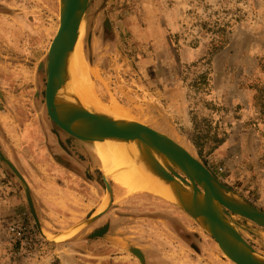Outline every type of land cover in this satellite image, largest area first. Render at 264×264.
<instances>
[{
  "label": "rangeland",
  "instance_id": "1",
  "mask_svg": "<svg viewBox=\"0 0 264 264\" xmlns=\"http://www.w3.org/2000/svg\"><path fill=\"white\" fill-rule=\"evenodd\" d=\"M88 18L82 53L99 72L92 78L99 101L114 99L128 116L170 133L264 212V0H91ZM58 20L59 0H0V150L26 174L48 234L86 222L105 196L98 158L45 113L44 65ZM178 112L189 126L174 118ZM0 170V235L29 219L41 244L32 258L0 242V264H233L181 208L147 193L128 195L111 180L103 215L64 243L47 242L23 186L6 163ZM108 224V234L83 237ZM238 228L264 255L254 232L264 229L243 218Z\"/></svg>",
  "mask_w": 264,
  "mask_h": 264
},
{
  "label": "water",
  "instance_id": "2",
  "mask_svg": "<svg viewBox=\"0 0 264 264\" xmlns=\"http://www.w3.org/2000/svg\"><path fill=\"white\" fill-rule=\"evenodd\" d=\"M90 1L59 0L58 27L48 47L44 65L46 80L43 96L47 118L53 126L75 139L84 150L94 156L93 144L101 135L130 139L139 155L154 169L169 190L181 197L184 202L193 201L195 205L193 211L178 202H169L193 218L213 239L220 253L228 261L233 264H264V255L243 239L238 228V219L243 218L250 224L264 229L263 211L221 183L193 151L179 143L170 133L156 128L149 122H142L128 115L107 113L95 107L100 103L78 86L71 70L73 56L71 49L79 42V28L82 23H84L82 46L85 41ZM156 110L155 107L151 108V111L159 116ZM147 149L167 155L173 161L174 167L156 162ZM0 161L6 163L23 186L32 219L41 237L47 242L58 245L74 238L84 227L103 215L112 202L110 179L108 180L103 172L105 196L102 208L96 210L86 222L61 233L48 234L36 213L25 178L1 150ZM98 211L101 212L97 213ZM107 230L108 226H105L83 237L88 239L101 237ZM254 232L261 238L262 232L258 230ZM131 252L140 263H145V257L139 249L134 248Z\"/></svg>",
  "mask_w": 264,
  "mask_h": 264
},
{
  "label": "bare ground",
  "instance_id": "3",
  "mask_svg": "<svg viewBox=\"0 0 264 264\" xmlns=\"http://www.w3.org/2000/svg\"><path fill=\"white\" fill-rule=\"evenodd\" d=\"M84 22V19L83 21ZM79 28V42L71 49L72 56V72L78 86L89 94L99 107L107 113L126 116L118 102L112 99L109 104L103 105L96 96L93 77H98V70L89 65L84 58L81 50V39L83 37V25ZM79 46V47H78ZM135 119L140 120L138 117ZM184 127L189 126L188 115L185 112H178L174 117ZM95 148V156L101 164V169L105 176L113 182V185L118 187L120 191H126L128 195L147 193L163 200L178 202L183 207L189 210H195L193 201L184 202L177 194L169 190L165 183L158 177L153 168H151L139 155L134 144L130 139H119L112 136L101 135L97 137L93 144ZM147 152L158 163H165L174 167L173 161L167 156L159 152L147 149ZM115 187V188H116ZM120 188V189H119ZM102 208V207H101ZM100 208V209H101ZM98 211L97 213H100ZM62 239V238H61ZM261 239L264 242V233L261 234Z\"/></svg>",
  "mask_w": 264,
  "mask_h": 264
},
{
  "label": "built area",
  "instance_id": "4",
  "mask_svg": "<svg viewBox=\"0 0 264 264\" xmlns=\"http://www.w3.org/2000/svg\"><path fill=\"white\" fill-rule=\"evenodd\" d=\"M0 242L16 244L18 257H35L41 245L34 224L29 219L8 225L0 235Z\"/></svg>",
  "mask_w": 264,
  "mask_h": 264
},
{
  "label": "flooded vegetation",
  "instance_id": "5",
  "mask_svg": "<svg viewBox=\"0 0 264 264\" xmlns=\"http://www.w3.org/2000/svg\"><path fill=\"white\" fill-rule=\"evenodd\" d=\"M105 226H108V230H107L108 231L107 234H108L110 232V226H109V224L108 225H100V227L94 228L93 231H98V230L104 228ZM144 256H145L146 261L148 262V257L146 255H144Z\"/></svg>",
  "mask_w": 264,
  "mask_h": 264
},
{
  "label": "crops",
  "instance_id": "6",
  "mask_svg": "<svg viewBox=\"0 0 264 264\" xmlns=\"http://www.w3.org/2000/svg\"><path fill=\"white\" fill-rule=\"evenodd\" d=\"M34 166H37L36 164H34ZM18 168H19V170H20V172L24 175V177L26 178V174L24 173V172H22V170H21V168L18 166ZM63 169V168H62ZM41 170V169H40ZM1 171V170H0ZM42 171V170H41ZM25 172H27L28 173V171H27V169L25 170ZM27 179V178H26ZM28 180V179H27ZM33 189V188H32ZM8 206V205H7ZM9 209V208H8ZM7 210V209H6ZM10 210V209H9ZM54 214H55V212H54ZM10 215H12V214H10ZM53 225V224H52ZM54 227V225L52 226V228ZM61 231V230H60ZM56 245V244H55Z\"/></svg>",
  "mask_w": 264,
  "mask_h": 264
},
{
  "label": "trees",
  "instance_id": "7",
  "mask_svg": "<svg viewBox=\"0 0 264 264\" xmlns=\"http://www.w3.org/2000/svg\"><path fill=\"white\" fill-rule=\"evenodd\" d=\"M219 31H220V29L217 30V31H214V32L217 33V35H218ZM218 38H219V37H218ZM215 43H216V44H215ZM213 44H215V46H217V47H215V48H217V49L222 48V47H218V44H220V41L218 42V39H217V42H213ZM220 46H222V45H220ZM217 49H216V50H217Z\"/></svg>",
  "mask_w": 264,
  "mask_h": 264
}]
</instances>
